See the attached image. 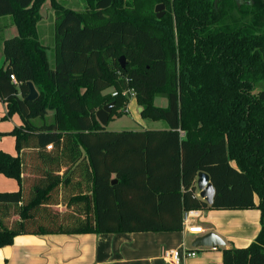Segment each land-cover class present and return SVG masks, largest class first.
<instances>
[{
    "label": "trees",
    "instance_id": "1",
    "mask_svg": "<svg viewBox=\"0 0 264 264\" xmlns=\"http://www.w3.org/2000/svg\"><path fill=\"white\" fill-rule=\"evenodd\" d=\"M60 1L0 0V17L17 28L3 40L0 100L5 119L22 120L9 133L17 156L0 151V174L19 186L0 193V249L20 235L179 232L189 211L258 209L250 245L217 249L223 264H264V0H84L82 12ZM46 2L51 68L37 34ZM131 92L141 118L166 129L98 123L110 102L107 122L122 117ZM49 110L51 124H33ZM199 171L211 205L196 195Z\"/></svg>",
    "mask_w": 264,
    "mask_h": 264
},
{
    "label": "crops",
    "instance_id": "2",
    "mask_svg": "<svg viewBox=\"0 0 264 264\" xmlns=\"http://www.w3.org/2000/svg\"><path fill=\"white\" fill-rule=\"evenodd\" d=\"M42 14H40L42 20L38 23L37 28H44V25H46L44 24L46 17H43ZM50 15L53 16V20L51 25L48 24L50 26V30L47 33L48 39L44 38L41 31V39L39 36V40L43 45H48L49 48L45 46V53L48 55L47 50L51 51L53 66L56 53L55 18L52 7L51 12L48 13L49 17ZM7 31L9 36L14 38L13 35L17 33L16 25H14L11 16H1L0 67L4 65V56L2 54L3 40L10 39V37H5ZM33 86L36 89L34 84ZM36 90L38 91V89ZM6 115V104L0 100V135L9 134L22 125V120L18 113L5 119ZM53 115L54 110H49L44 119H35L32 122L37 126H42L44 123L51 124ZM5 138L0 136V151L16 157L15 138H12L15 149H13V144L11 147V145L5 143ZM48 150L51 151V148H48ZM18 189L19 186L16 180L0 174V193L16 192ZM195 191L199 197V192L196 189V180ZM255 202H258L256 196ZM60 209L62 210L63 208L61 207ZM198 211L200 216L193 220L194 224L202 227L204 231L202 234L209 232L217 234L225 243L223 248L247 247L260 230V211L258 209ZM202 234H189L182 229L179 232L162 233L20 235L14 238L12 245L3 246L0 249V264H169L163 260V254L166 251H190L193 249V240ZM180 264H223L222 253L220 249L215 251L203 249L198 251L197 256L183 259Z\"/></svg>",
    "mask_w": 264,
    "mask_h": 264
},
{
    "label": "rangeland",
    "instance_id": "3",
    "mask_svg": "<svg viewBox=\"0 0 264 264\" xmlns=\"http://www.w3.org/2000/svg\"><path fill=\"white\" fill-rule=\"evenodd\" d=\"M60 3L65 8H71V9L79 11V12L84 11L86 9V4H87L86 1H84V0H61ZM50 12H51V5H50V2H47L41 7V11H40V14L43 13L42 14L43 17H46V22H44V24H46V25H44V28H41V27L37 28L38 36H40V33L42 31V35L44 36V38L46 40L48 39L47 33L50 30V26H48V24L51 25L52 20H53L52 15H50V17L48 16V13H50ZM163 12H164V9H163ZM153 13H154V10H153ZM15 34L17 35V33H15ZM15 34L13 35L14 37H15ZM5 37H10L8 31L5 33ZM11 38H13V37H10V39ZM40 39H41V36H40ZM44 46L48 47L47 44H44ZM47 53H48L47 58L49 61V65L51 67L53 56H52V53L50 50H47ZM262 79L263 80L261 82H259L258 88H264V75H263ZM112 91H114V90L109 88L105 91V93H111ZM153 103L155 104L156 107H159V106L166 107L167 106L166 98L163 96L156 97L154 99ZM127 104L128 105L126 108V113H124L123 116L120 118H114V119L109 120L108 124L106 126L107 130L121 132L124 130L141 131V130H159V129L166 128V125L163 121L154 122V121H150L147 119H142L141 115H140L141 114V112H140L141 108H139V105L136 103V99L134 98V96H131L128 99ZM14 115H16V114H14ZM0 136L6 137L5 143L11 145V147L13 144V149H15V144H14L13 139H12L13 137L10 134H1Z\"/></svg>",
    "mask_w": 264,
    "mask_h": 264
},
{
    "label": "water",
    "instance_id": "4",
    "mask_svg": "<svg viewBox=\"0 0 264 264\" xmlns=\"http://www.w3.org/2000/svg\"><path fill=\"white\" fill-rule=\"evenodd\" d=\"M163 4H157L154 13L157 15V18H161L163 16ZM124 57L122 56L119 59V65L120 68H124ZM29 93L25 97V100L28 102H33L38 97V91L34 88L33 84L31 82L26 83ZM114 107V103L110 102L105 104V106L99 110L96 111L95 117L98 123L101 124L102 127H106L107 120L112 112V108ZM142 109H140L141 112ZM116 182L115 180H113ZM196 189L199 192V198L204 200L208 205H211L213 202V198L215 195V190L213 189V186L210 182L209 175L207 173L199 171L197 174L196 179ZM225 246V243L223 240L214 233H205L202 235L197 236L192 242V248L195 250L204 248V249H212V248H221Z\"/></svg>",
    "mask_w": 264,
    "mask_h": 264
},
{
    "label": "built area",
    "instance_id": "5",
    "mask_svg": "<svg viewBox=\"0 0 264 264\" xmlns=\"http://www.w3.org/2000/svg\"><path fill=\"white\" fill-rule=\"evenodd\" d=\"M11 81L16 84V79L14 76L10 77ZM127 92H123L125 95ZM131 96H134L131 92ZM112 97L117 96V92L112 91ZM200 216L199 211H189L184 213L182 218V227L186 230L189 234H202L204 231L201 226L195 225L193 220H196ZM204 248L195 250L192 249L190 251L187 250H168L163 254V260L168 262L169 264H180L183 259L192 258L198 255V251L203 250ZM217 248H212L211 250L215 251Z\"/></svg>",
    "mask_w": 264,
    "mask_h": 264
}]
</instances>
